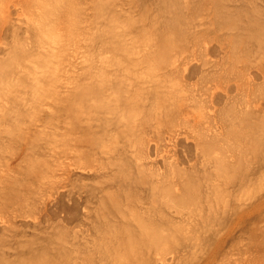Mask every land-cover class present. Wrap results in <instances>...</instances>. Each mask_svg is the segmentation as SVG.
<instances>
[{"label":"rangeland","instance_id":"374dc122","mask_svg":"<svg viewBox=\"0 0 264 264\" xmlns=\"http://www.w3.org/2000/svg\"><path fill=\"white\" fill-rule=\"evenodd\" d=\"M46 1L48 2V0H42V1L41 0H22V2H20V3L17 2L16 5L14 4V2H9L10 5L12 4V6H10L8 4V7H9L8 10L2 9V6L0 7V13H2V15L0 16V68L3 67V63H8V64H4V67H3L4 69L2 68L3 70L7 69L10 65L9 61L11 63V60H15L14 51H16L15 50L16 48H14V47H16V45L28 44L26 46L31 47L30 48L31 50L30 49L27 50L29 52V53L28 52L26 53L27 55L24 54L23 56H21L20 58L15 60V62H14L15 66L12 64L13 65L12 68L9 67L11 69V70H9L10 73L14 74V72H15V74H14L15 76L13 75L14 78L11 77L12 74H10V77L7 78L8 83L5 80V82L1 83V85L6 84V87H11L12 91H10L9 93L12 94L15 92V89L17 87L22 88V86L20 84H22V85L26 84L24 86V88L29 89L28 92L34 91V93H35V91L37 90V89L33 88L34 83H37V82L33 81V79L35 77L34 80L38 81V83L41 84V85H39L38 83H37L38 85L35 84L36 88L38 86H40V87L48 88L50 90V94L47 95V97L43 96V95L41 97L40 96L37 97L38 100H40V101H38V100H36V97H35V99L33 98L34 96L31 97V95H33V94H31L32 92L30 93L31 94L30 95L29 93H27L26 89H24V88H23V90L20 89L22 92L19 93L20 96H18L19 94L17 93L16 98L18 96L20 99H22L21 96L23 97V95L25 93H26V96L30 95L29 96L30 99L32 98V100L34 99L33 102L36 100V103H38V105H37L34 102L35 103L34 108L32 107L34 103H32V102L29 103L27 101V100H29V98L25 99L26 98L25 97L24 99H25V101H27V103H24L23 100L21 101L18 98V100H19L18 101L14 97V99L17 100V103H16L15 100H13L12 98L9 99V97H8L9 93L4 95L5 97L2 98L3 102H0V115L2 116V117H0V119H1L0 120L1 121V124H0V151H1L0 152V154H1L0 155V264H20V263L21 264H41L44 262V260H46L44 262L45 264H48V261H50L52 264L53 260L57 261V262L53 261V264H56V263L57 264H61V263L62 264H143V262H144V264H163V263L164 264H184V263L185 264H264V243H263L264 242V163L258 162L261 156H262V158H264L263 155L260 156V154L262 153V150H264L263 149L264 146H262L264 144V143L262 144V142H264V140H263L264 138H261L262 136L259 137L260 139H262V141L260 140L261 143L259 142L260 146L262 148L258 147L256 150L257 152H255L253 154L254 156L252 155V153L250 154L251 150L250 151L247 150L249 152H246V154L248 153V155L245 154L247 156V158H244V160L249 158V160H245V162L250 161L248 163H250V165L251 164L252 165L250 166L248 164L251 169H249L248 165H246L248 167L249 171H248V173H247V170H245V171L249 176L246 177V175H245L246 180L244 178L241 179V177H244V175L240 177L239 171H237L236 169H233V167L234 168L238 167L237 168L238 170L241 168L247 169L246 166L241 167L244 165L245 162L244 163L242 162L243 165L240 166V161H242V160H239V158L241 159L242 157H245V156L242 155V153H240L242 150L237 151V149H236L238 155L241 154L242 157L237 156L235 153L236 151H234V150L229 151V150H232L233 148H237V146H235V145H238L239 143L238 142L235 143V141H236L235 138H237V137H235V138L233 137L234 139H232V140H235V141H232L231 140L232 137L229 134H227L228 129L226 128V125H227L226 123H229V121H230V123H232L231 121H233V119L232 118L230 119L228 116L223 114V112H225L224 110H226L230 104H232V105L234 104L235 111L237 108V110H239V111L243 109L244 111H251L252 113H255V115L257 116L256 120L260 119L259 124L264 126V122H263V120H264V91H263L264 90L263 89L264 88V55H263L264 51H262V52L259 51L262 49L261 47L264 46V44H262V46L259 47L261 49L257 50L258 48H256V50L258 52L254 53L252 50L255 47H257L258 44L256 46H254L256 44V42H252V43H254V45L249 42L251 44V46L254 47V48H252L250 46L252 48V50L250 51L252 54L248 51V53H250L249 54L250 56L248 55L250 57L249 59H251L252 61L247 59L248 56L246 57L245 55H244L245 57L242 55H239L241 58L239 56H238L239 57L238 58L234 55H230V53H231L230 51L233 50L232 47L230 48L231 39H225L224 40L223 37H221V38L219 37V35H221V34L231 32L230 30H228V29H230V27L229 28L227 27L229 24H225V25L222 24L221 27L217 26L218 28H220L217 31L215 28H213V26L216 25V24H214V22L217 23V25H219L218 22L222 23L220 17H219L220 20L218 22L215 21V20H218L217 18H215L218 15L217 12H216L217 15L215 17H213V15H215V13L213 14V12L215 11V8H213V6H214L213 0H208V2H207V0H199V2L202 1L201 6L199 5L200 3L199 4L197 3L198 2L197 0H196L197 2L194 0L197 4L196 6L199 5L200 6L199 8L202 9V11L198 10L197 13H196L195 9H193L194 7H196L194 5L195 3H193L194 6H191L192 2L190 3L191 4L190 6L193 7L192 9L194 10L193 11L194 13H193L191 11L192 10L191 7L189 8L188 7L189 5H187L188 3L186 1H188V0H182V3H184L183 7L185 8L186 5H187L186 7H188L185 10L187 11V9H188L187 12H189V13H190V11L192 12L191 14H189V13L188 14H189V16L192 15V17L190 16V18L194 19V22H192L193 20L189 19V21H188L189 24L190 25L192 24V27L195 25L194 26L195 29L199 28L198 30L200 31V33L198 35V38L189 39V41H187L188 44L182 43L183 45L184 44L187 45V47L185 48V51H183L182 54L177 56L178 58H180V60L175 56L172 58L173 60L171 59L172 63H170L168 66L157 67V63H158L157 57L156 56L149 57V55H147L148 47H150V45H148L149 42L147 40H149V39H145V35L147 34L146 37H148V38L153 37L152 40L154 39L155 41L158 42L156 35L159 37V34L156 33V30L158 28H160L161 30L163 29V27H164V24H163L164 19L163 18H165V16H162V17L159 16L158 17L157 14H159L160 12L158 11V9L155 10V7L160 6L159 5L160 2L157 3V0H148V1L145 0V2H144L145 6H144V3H143L144 0L143 1L137 0L138 2L135 0H68V3L63 7L64 8V10L62 11L63 19H61L60 24H59L60 28L65 33L64 40H63V49L60 52L58 59H52L51 63H53V64H51V66H49L50 68L47 66H46L47 68L45 66H43L46 68L45 69L46 72H44V68L42 67L43 71H42V69H41V71L43 73H46V74H43L42 72H40V71L38 72V70H37L38 68L41 67V65H43L41 63H43L42 60H44L43 58L41 59L42 54H43V53H41V49L38 50L40 48L38 40L40 39V37L42 35L41 32L39 31L40 28H38L39 27L38 24H45V26L46 25L49 26V23H50V25L51 24L53 25V24H56L58 22V21L54 22L53 16H55V15L51 14L52 15L51 16L50 15L51 12H49L48 16H47V14H45V16H44V14H42L43 8L44 9L46 8V7H43L42 3L46 4L47 3ZM99 1H100V3L103 1L102 2V6H103L102 11L104 10L103 11L104 13L98 9L100 7V6L98 7ZM158 1H161V0H158ZM162 1L164 2L165 0H162ZM191 1H193V0H191ZM256 1H257L256 3H258V5L260 7L263 6L262 7L263 9L262 8L261 9H262V12H264L263 11L264 10V1L262 0L263 3L261 0H256ZM259 1H260V3H259ZM104 2L106 3L105 5L109 8L104 6ZM232 2H233V0H232ZM40 3H41V5H40ZM229 3L231 4V1ZM157 4H158V6H157ZM234 4L231 5V8ZM152 5H153V7H152ZM165 5H166V3H165ZM163 6H164V4L161 7H159L160 8L159 10L162 9L161 11H164L165 7L162 8ZM13 7H17L15 9L16 11L13 10L14 9ZM111 8H112V10H111ZM151 8H154V9H151ZM199 8L196 7V9H199ZM108 9H109V11H107ZM148 9L149 10L151 9L150 10L151 14L148 13L149 12ZM189 9H191V10L189 11ZM10 10H11V12H10ZM183 10H182V13H184ZM209 10H210V12H209ZM216 11H217V9H216ZM157 12H159V13H157ZM187 12H185L184 14H186ZM230 12H232V11H230ZM3 13L7 15L6 21H4ZM147 13L151 16L150 19H147V18H149ZM161 13L163 15V12H161ZM194 14H195V16H194ZM159 15H161V14H159ZM156 16H157V18H156ZM184 16L186 17L188 15H184ZM189 16L186 18H189ZM40 17H41V20H40ZM42 17L45 19V21ZM46 17H48L47 21H46V19H47ZM49 17H50V19H49ZM111 17H112V19L110 20ZM159 18L161 21H159ZM196 18L198 19V23L200 22L199 24H197ZM114 19H115L116 23H115ZM153 19H155L154 21H156L155 22L156 25H158L159 23L161 25V23H162L163 27L162 26L159 27V25H158V28L156 30H153L154 29L153 28V22L150 23ZM213 19H214V22H213ZM149 20H151V21H149ZM206 20H207V22H206ZM38 21H41L42 23L38 22ZM148 22L150 23V25L148 24ZM210 22H211V24L209 25ZM12 24L15 26H12ZM36 25L38 27H36ZM27 27H28V29H27ZM111 27H112V29H111ZM201 27L204 29H202ZM210 27H211L210 32H208ZM212 28L214 29V31H212ZM35 29H36V31H33ZM161 30L159 31V33H161ZM17 31H19V32H17ZM29 32H31V33H29ZM157 32H158V30H157ZM17 34H18V36H17ZM39 35H40V37H39ZM27 36H28V38H27ZM114 37H115L116 41H114L115 40ZM210 37H212V38H210ZM201 38H202V41H201ZM117 39H121L122 42H124V43L120 42V44L122 43V45H119V41H121V40H118V43H117ZM219 39L221 41H219ZM34 41H35V43H33ZM36 42H38V43H36ZM96 42H98V43H96ZM249 43H247V46ZM263 43H264V41H263ZM29 44H31V45H29ZM197 44H200L201 47L197 46ZM34 45L37 46V49ZM115 45H116V47H114ZM118 46H119V48H117ZM95 48H96V50H95ZM114 49H116V50H114ZM228 49H230V51ZM248 50H249V48H248ZM263 50H264V47H263ZM12 52L14 54V55H12L14 57V59H12L13 57L11 56ZM122 53H128V54H126V56H125V54H122ZM240 53L242 54V52H240ZM255 54H257V55H255ZM9 57H11V59ZM186 57H188V58H186ZM251 57H254V58H251ZM37 58H40V60ZM151 58H154L155 60L154 59L152 60ZM230 58H232V60ZM245 58H246V60H245ZM230 60L233 62H231ZM33 61H35V63ZM36 61L38 63H36ZM93 61L94 62L96 61V62L94 63ZM247 61H249V62H247ZM44 62L45 63L47 62L46 59ZM12 63H13V61H12ZM29 63H30V66L33 68H30V66L28 65ZM32 63L34 66L32 65ZM45 63H44V65H45ZM229 63H230V65H229ZM246 63H248V64H246ZM48 64H50V63L48 62ZM244 64H245V67H244ZM7 65H8V67H7ZM176 66H178L180 69L178 67L176 68ZM19 68H21V69H19ZM167 68L169 69V71ZM20 70H23V71H20ZM24 71H25V73H24ZM213 71H214V73H213ZM114 72H115V75H114ZM35 73H37V74H35ZM40 73H42L43 76H41ZM99 73L103 74L101 76H104L106 74L108 82L112 79L110 82H113V83L115 82L114 85L117 84V85H115L116 87H120V86L124 87L125 86L127 89L125 88L126 91L124 93H125V95H127L128 99H130V101H132L136 105H139L141 103L140 108L142 109L141 110L142 112L140 114H142V117H143L142 122L143 123H142V127L140 126V128H142V130H143V132H141V133H144L143 135L140 132H138L141 129H138L135 135H131V137H130L131 142L128 143L127 141L130 138L128 137V140H126L127 137L125 138L123 133H120V134H118V132L115 133L116 130L114 128L112 129L113 131L115 130L113 132L110 129V128H112V126L111 127L105 126L106 128L109 129L108 130L109 133L105 132L104 129H103L104 130L103 133L100 132L101 134H99V132H97V135L99 134V137H101L100 139L107 141V143H105L107 146V149H108V145L109 146L110 145L114 146V144L117 145V146L115 145L116 147H118L117 150H116L115 146L114 147L112 146L114 149V150H112L113 152L109 151V149L107 150L108 152L102 151L101 148L96 147V146H98L97 143H94L95 141L93 142V140L90 139V135H91L90 133L88 134L87 132L84 133L81 131V133H83V134H81L79 131L80 127L77 129L71 127V123L68 121L71 120L72 118L71 119H70V117L67 118L68 115H67L66 111L63 110V105L66 102V100H65L66 98H63V97H65L67 95L69 90H72L74 87H86V86L89 87V86H91L93 82L96 83L94 79H96V78L99 79V77H98ZM28 74L30 77L27 76L28 77L27 78L26 75H28ZM212 74H214V75H212ZM35 75H37L38 77L41 76L40 77L41 79L39 78L40 79L39 80L37 78V76H35ZM11 78H13V79H11ZM105 78L103 77L104 80L101 78L103 80V84H104V82L105 83L107 82V80H105ZM20 79H21V81H20ZM36 79H38V80H36ZM124 79H125V81H124ZM10 81H11V83H9ZM22 81H24V82H22ZM39 81H41V82H39ZM125 82H126V84H125ZM89 83H90V85H89ZM97 84H99V82H97ZM146 84H148V85H146ZM31 85H32V87H30ZM94 85H96V84H94ZM114 85H112V87ZM107 86H108V84H107ZM27 87H29V88H27ZM96 87H98V85ZM112 87L111 88L108 87V88H110L109 90H107L108 93L112 92V90H111ZM20 90L18 89V91H20ZM190 90H191V92H190ZM18 91L16 90V92H18ZM129 92H131V93H129ZM175 94H176V96H175ZM172 96H173V98H172ZM187 96H188V98H187ZM190 96H191V99H190ZM242 96H244V97H242ZM185 97L187 99H190L189 101H191L190 102L191 107H190L189 101ZM193 97H194V99H193ZM235 97H237V98H235ZM158 98H159V100H158ZM11 99L13 101H11ZM8 100H10L11 102H9ZM173 100L174 101L176 100V101L174 102ZM170 101L173 102L174 104L176 103V104H178V106H180L178 108L179 112H180V108H182L184 110V112H181L179 114L180 116L178 115V117H180V118H177V120L175 122L178 123V121L181 119L182 115H183V117H185L187 115L186 116L187 118L189 115L191 116V117L189 116L190 119L188 118L186 120V122H184L182 120L180 121V123H179L180 125H178L176 127L179 129L180 134H178L177 136H175L173 138L172 137L170 138V136L167 135V131H166L167 127H168L167 126V124H168L167 118L168 117H165V118L163 117L164 120L162 118V116H164V114L166 115V113H165L166 110H169V108H170V107H168ZM192 101L193 102L195 101V102L193 103ZM19 102H21V103H19ZM237 102H239V103H237ZM1 103L3 104V106H1ZM5 103L8 105L6 106ZM180 103H182V104H180ZM12 104H13V106H12ZM31 104H32V106L30 107L29 105H31ZM14 105L15 106L17 105V106L14 107ZM157 105H159V106H157ZM232 105H230L231 107L229 106L228 111L226 110L227 113L230 110L234 111V110H232V109H234V108H232L233 107ZM21 106H22V108H21ZM150 106H151V108H150ZM1 107H2V109H1ZM153 107H155L156 110H154ZM30 108H32V109H30ZM192 108L194 111L192 110ZM256 108H258V109H256ZM151 109L153 110L152 111L153 113H151ZM3 110H5V111H3ZM16 110L19 111L20 113L22 111L21 115H18L19 113H17ZM24 110H25V113H24ZM1 111H3V112H1ZM6 111L10 114L5 115L4 112H6ZM14 111L17 113V115ZM27 111H28V113H27ZM47 111H48V113H47ZM143 111H144V113L146 112L145 114H147V116L146 115L145 116L147 118L144 117ZM157 111H159V112H157ZM11 112H13V115H14L12 117L15 118V116H18L19 119L21 118V123H20L19 119H18L19 122L17 121V119L16 120L14 119L16 121V122H14L13 119L11 117H9L11 115ZM147 112H149V114ZM187 112L189 114H187ZM236 112H238V111H236ZM51 113L53 115H51ZM83 113H85V112H83ZM83 113L79 117V120H80L79 126H81V124L83 123L81 126V130L83 128V125L85 126L86 123H87L86 125H88V123L91 124V122H94V121L97 124L96 123L92 124V127H91L92 131H97V129H99V126L101 127L99 130H102L104 124L102 122L97 121L94 118L95 113H93V109H91L90 113L86 112L85 115ZM161 113H163V114L161 115ZM200 113L204 114L203 117H201ZM88 114H89V116H88ZM152 114H155L154 117H152L153 116ZM225 114H226V112H225ZM66 115H67V117H66ZM222 115L226 116L225 121H223L224 117L222 118L221 117ZM227 115H229V114H227ZM6 116L8 118H6ZM19 116H21V117H19ZM44 116H46V117H44ZM83 116H85L86 118L84 117L85 119L82 120ZM91 117H93V118H91ZM142 117L140 115V118H142ZM149 117L154 118V119L151 121V119ZM193 117H194V119H193ZM148 118L150 119V121ZM262 118H263V120H261ZM228 119H230V120H228ZM52 120H54L56 122H54ZM227 120H228V122H226ZM164 121H166V123ZM147 122H150L152 125L150 123H147ZM163 122L165 123V125L163 124ZM201 122H203V123H201ZM6 123H7V125H6ZM16 123L18 124V126L15 127ZM101 123H102V125H101ZM145 123L148 125L150 124L151 127L150 126L147 127L148 125H146ZM153 123H154V125H153ZM198 123H201V124L206 125V126L210 125L211 127H213V129L217 128V129H215L216 131L217 130H219L220 132L225 131L226 137H225V135L223 136V137H225V139H227L228 136L231 137L230 140L233 142V146H235V147L232 146L233 148L231 149L232 144L225 147L231 141L229 140V142H228L225 139H223V140L219 139L218 145L222 144L223 141H225L227 144L223 145V144H225V142H223L222 145L225 149L221 145L220 150H219L218 149L219 146L216 145L217 142L214 143L213 144L214 147L217 146L215 148L216 149L215 152H218V151L221 152V147H222V150L223 149L228 150V151H225L226 154L228 153L230 155V156H228V158H230L232 161H234L233 164L236 161L239 162L238 165L241 167V168L239 166L235 167L234 165H233V167H230L233 169L232 171H235V170L237 171V174H236L237 176L235 178V177H233L234 173H232L231 169L229 170L228 175L233 174L231 178H234V179L230 180L229 177L228 178L225 177L223 181H221L222 179L221 180L215 179V182L216 181L219 183L222 182L219 186V189H221L220 193H222V189L224 188L223 191L226 193V195L224 193V195L226 196L224 199H227V197L229 196L227 200H228V202L232 203V204L228 203L229 207L227 209L228 212H226V214L224 212L222 215L221 211H219V219L221 217H223L222 221L225 220V221L221 222V224H218V222H219L218 220H217L218 222L217 221L214 222L212 218L209 219L211 222L213 221L215 224L217 223L216 224V226L218 225L217 230L215 229L216 227L213 226V224H214L213 222L211 223L210 221L206 220V221H208L209 224L211 223L212 226L215 227L214 229L217 232H215L214 230H213V232H215L216 234L213 232L211 233L212 229L211 230L207 229L211 234L206 232V231L204 232V230H206V229H204L203 231H200L203 228H200L199 226H201L203 224L197 225L199 227L198 232L196 231L198 234L195 231L193 232L191 227L195 226V227H193V230H194V228L196 229V223H198V222H195V221H197L198 219L196 218L197 220H194V222H192V219L190 218L191 219L190 222H187L190 220L189 219V220L185 221L187 223H184V222H182V223L185 224L183 226L186 227L187 229L189 228V226H191L190 223H192V226L190 227L192 232L189 231V233L186 234L185 232L188 230L182 229V230H184V232L182 230H180L178 233L179 234L182 233L183 235L180 234V235H182V238H179L178 242L184 240L186 236H188V235L190 236V233L191 234L194 233L193 236H196V234L198 236L199 233L202 232L201 233L202 235L201 234L199 235L201 237V239H199V238L197 239V237H194V240H193L190 237H186L185 242L183 241L185 244L180 242L181 244H183V246L181 244L178 246H174L175 245V243L173 241L174 240V238H173L174 234L177 235L176 236L177 238L180 236L177 233H174L172 235V240H170V239L167 240V246L164 245V247H162L163 243L161 245H159L160 243H158V242L156 243L157 245H159L157 247L158 249L154 248L157 246L154 243H152L153 245L151 243H146L147 246L143 245L141 250L139 249L140 250V253H139L140 256H138L139 254L135 255L134 253H130L129 256L124 259L123 256H120L121 251L119 252L118 250L111 248V247L110 248L113 249L114 251L116 250L115 252L118 251V254H120V255H118V254L117 255L120 256V259H118V261H116L117 259L113 258V257L117 256L116 253L113 252V250L111 251V253L109 252L110 254H107V252L105 254V251L108 250V249H106L107 247H105V245L107 246V244H105V243H108L110 241V239L112 242L114 240H117V239L113 240V238H114L115 234L120 233V231H121L120 229L123 226L122 223H124V221H125L124 225L125 224L126 225L127 224H131V225L133 224L132 226L131 225L130 226H131L132 230H134V229H136V226L139 223H140L139 226L143 227L141 225V223L144 224L143 219L145 220V218H146L145 223H146V225H148V223L151 221L150 219L152 218L150 216L154 215L152 219L156 220V222H157V220L158 221L164 220L165 216H163L162 215L163 213H161V212L159 215V212H158L159 210L157 209L158 207L156 205H154L156 202L154 200L152 201L151 199H149L151 197H149L148 200H146L147 198L143 196L144 195L143 191L142 192L140 191V193L136 195L137 192L135 193V191L136 190L138 191V189L140 190V188L142 190L143 187L139 186L140 188H138V186H136L134 184V183H136L135 180L139 177L138 173L140 172V170H144L146 168H147L146 170L149 169L148 170V172H149L152 169L154 171V169H156V168H157L156 169L157 171L158 170L159 171L168 170L169 168H173V165H177V164H179L177 166H184L185 165L184 167H189V165H190L189 163L194 161L197 157V155H196L197 149L194 146L195 142H196V138H194V133H192L191 130H193L192 127H195L196 129H198L199 128ZM195 124H198V125H195ZM222 124H223V127H222ZM229 124L227 125L228 128H229ZM94 125H98L97 129ZM143 125H146V126H143ZM161 125H163V127ZM187 125H188V127H187ZM263 126H262V128H263L262 130H264ZM11 127L15 128L16 132L13 131L14 130L13 129L12 130L13 132L11 133V131L9 129ZM138 127H139V125H138ZM145 127L147 128L146 130H145ZM157 127H159V128L157 129ZM93 128H95L96 130H93ZM149 128L152 129V131H150ZM260 128H261V126H260ZM230 129L231 128H229V131H230ZM70 130H71V132H70ZM153 130L156 133H154ZM158 130L160 131V133H159L161 135L160 138H159V134H157ZM161 130L163 131L162 132L163 135L161 134ZM72 131H74L75 133ZM13 133H15V134L12 135ZM16 133H19V135ZM209 133L211 134L212 131H210ZM261 133H264V131H261ZM4 135H5V137H4ZM79 135H82V136L79 137ZM121 135H123L124 137ZM154 135H156V136H154ZM72 136H73V139H71ZM115 136H117V137H115ZM163 136H164V138H162ZM141 137L144 138V139H142L143 141L141 140ZM12 139L14 142H16V139H17V142L16 143L12 142ZM68 139H70L69 140L70 143L68 142ZM138 139H139V142H137ZM239 140H240V138H239ZM7 141H8V143H7ZM10 141L12 142V144L10 143ZM118 141L122 142V143H119ZM240 141L239 142L242 145L241 146L242 148L245 147L244 145L248 144V142H247V144L244 143L246 140H244V142H242L243 138ZM140 142L142 144H144L143 142H145V144H144L145 146L144 147L142 146L143 149L140 147ZM17 143H18V145H17ZM130 143H132V144H130ZM137 143H139V145H137ZM234 143H235V145H234ZM243 143H244V145H243ZM118 144H119V146H118ZM125 144H126V146H125ZM240 144H239V147H240ZM121 145L125 146V148H127V150L124 147H122ZM132 145H134V146H132ZM157 146H158V148H157ZM1 147H3V148H1ZM5 147H6V149H5ZM90 147H91V149H90ZM92 147H96V148H92ZM119 147L121 150H122V148H124L127 151L124 154L125 155L124 158L130 160V163L133 161L132 165L134 167L136 166L134 169H131V168L130 169H131V171L133 170L134 172H136L138 177L136 176V174L134 175V172H131L128 169L130 171V173H133L132 174L133 177H131V178H133V179L135 178V180H134L135 182L133 181L134 183L128 182V183H130L128 185L134 184L133 186H135V188H136V189H133L132 186H129V188L132 187V189L134 190V193H132L133 190L131 192L133 194L132 196L133 197L142 196L141 199H140V197H136L134 199L131 198V200H132L131 202H133V204H130L129 203L130 201L129 202L127 201V203H129L131 205V209H130L129 207L127 208V205L125 203L126 201H124L126 198H122V195H121L120 198L124 199L123 200L124 202L121 201V204H123L124 206L121 205L119 207H120V209H122V213H123L124 209L121 207L126 206L125 207V208H127V210L125 211L126 216H124L125 212H124V214H122L120 209H119L120 213L119 212L117 213V211L115 209L114 210L116 212L112 210L113 208H116L113 206L114 201L112 202V199L111 200L108 198L103 199L106 197V195H108V197L110 195V198L113 196V199H115L114 197L117 196V192L113 193L112 190L114 188L116 189L115 186L118 183H119V186L117 185V187H119V188L117 190H119V189L121 190V188H120L121 183L120 182L123 180L121 179V181L119 180V182L116 181V183H115V179L114 180L112 179V175L116 174L115 171H117V169H118L117 167H119V164L121 161L119 159L121 157L119 155L120 152L118 151ZM72 148H74L75 150ZM133 148H134V151H133ZM226 148H228V149H226ZM259 148L262 150L259 152V154L257 156H255V154H257L258 151L260 150ZM9 149H10V151H9ZM124 149H123V151H124ZM245 149H244V151H246ZM248 149H250V148L248 147ZM143 150L145 151V153L147 152L148 155H147V153L146 154L143 153L144 152ZM79 151H80V153H79ZM89 151H90V154H89ZM156 152L158 153V155H156L157 154ZM231 152H234L236 156L233 153L231 154ZM76 153H79L80 157L82 158L83 165H81L75 161L77 158L80 159L79 157H76ZM100 153H101V156L99 157ZM112 153L113 154L115 153L114 155H116L117 157L116 156L113 157L114 155ZM130 153H131V155H130ZM223 153H224V151H223ZM263 153H264V151H263ZM105 154H107L106 157H105ZM109 156L112 159L109 160L108 159ZM138 156H141V157H138ZM258 156H260V157L258 160H256V158ZM165 157L167 159H165ZM252 157H254L252 159V161H254V162H252L250 160V158H252ZM262 158L260 159L261 161L263 160ZM173 159H174V161H173ZM191 159H193V160L191 161ZM254 159L256 160V162ZM136 160L138 162L143 163L141 168L139 166L137 167L138 162ZM154 160H156V162L158 164ZM161 160L164 162L165 165L162 166L163 162ZM69 161L76 162V164H73L70 166L71 169L70 168L67 169L66 164ZM110 161H112L114 163H112ZM116 161H118V162H116ZM146 161H149V163ZM85 162L94 164V166H96V168L99 166L97 168L98 172H100V171L102 172V169H103L102 173H105V170L106 171L109 170L108 172H106L108 174V176L105 173L104 178H103V176H100L101 172L98 174L96 171H94V166L85 165ZM110 163L112 164V166ZM29 164L30 165L32 164V167ZM36 164H38V165H36ZM105 164H108V166H105ZM169 164H171V165L169 166ZM261 164H263V166H261L262 168L261 167L258 168L257 166H260ZM44 165H45V167H44ZM235 165H237V163H235ZM103 166H105V169L103 168ZM253 166H255V167H253ZM40 167H42L43 170H41ZM112 167H114L116 170L113 169ZM163 167L166 169H164ZM99 168H100V170H99ZM253 168H256V169L258 168L259 170L256 171V169H255L254 172L255 171L256 172L255 173L252 172L253 173L252 174L251 170ZM111 171L113 174L111 173ZM230 171H231V173H230ZM241 171H242V169H241ZM241 171H240V173H241ZM245 171H243L242 174H244ZM94 172H96L95 173L96 177L94 176ZM143 172L144 171H142V173ZM142 173L140 172L141 175L144 174V173L143 174ZM146 173H147V171H146ZM238 175H239V179H237ZM46 176H48V177H46ZM118 176H120V175H118ZM10 178H12L13 180ZM109 178H111V179L109 180ZM120 178L121 177H119L117 179H120ZM139 178H138L137 182L140 183L139 185H141L142 182L139 180ZM102 179H104V180H102ZM133 179H130V180L132 181ZM235 179H237V180H235ZM111 180H112V183H111ZM130 180H128V181H130ZM262 181H263V183H262ZM106 182H108V183H106ZM101 184H103V185H101ZM110 185L111 186L113 185V187H111ZM254 185H255V187H254ZM103 186L106 187L105 190H101L102 188H105ZM107 186H110L109 189L111 188L110 189L111 192L107 190L108 189ZM95 188L98 191H104V193L106 192L105 195H104V193H102L105 197H103L101 195L103 197L102 198L100 195H97L100 192L93 194L92 189H95ZM129 188H127V190ZM96 189L94 190L95 192H96ZM115 189H114V191H117ZM225 189H227V190H225ZM106 190L112 194H110V193L107 194L108 192ZM120 190H119V194L122 193V191L120 192ZM228 192H230V193H228ZM231 192H233V194H231ZM113 194H115V196ZM98 196H99V198H98ZM124 196H125V194H123V197ZM139 199L141 201H138ZM229 199L232 201H230ZM101 200H104V202H102ZM106 200H110L109 202L112 203V204L111 203L109 204V206L111 205L109 208L107 207L109 202H106L107 203V205H106V203H105ZM138 202L139 203L141 202L143 205L141 203L139 204ZM150 202H152L153 205H151ZM103 203H104V205H102ZM137 203H138V205H137ZM119 204H120V202H119ZM130 205H128V206H130ZM150 205H151V207L149 208ZM234 205H236V206L234 207ZM103 206H105V209L103 208ZM162 206H164V205L162 204ZM138 207H141V208H138ZM152 207H154L155 209ZM132 208H134V209L132 210ZM144 208L146 210L150 209L149 210L150 212L145 211ZM103 209L104 210L107 209V212L106 211L103 212ZM110 209L112 210V212H114V215H113V213H112V215L109 213V212H111ZM143 209H144V213H143ZM164 209H168V208L164 207ZM156 210H158V211L156 212ZM132 212H133V214H132ZM164 212H165V210H164ZM108 213L112 217L111 221L108 220L106 222L105 221L103 222L102 219L107 220L108 217H109L108 219H110V216L106 215ZM134 213H135V215H134ZM140 214H142L143 216L145 215V216L143 217ZM220 214H221V217H220ZM103 215L107 216V217L103 218L104 217ZM116 215L118 217H115ZM121 215H123L124 217ZM139 215L141 217H143V219ZM131 216L132 217L138 216L142 221L140 220L138 223L137 219H139V218L137 217L135 219V218H132ZM177 217H179V215H177ZM127 218H130V219L127 220ZM112 219L115 222L111 223L113 221ZM121 220H122V222L120 223ZM135 220H136V222H135ZM153 220L151 222H153ZM165 220H166V218H165ZM118 221L122 225L118 226L119 225ZM128 221L130 223H126ZM206 221L204 222V224L206 223ZM161 222L162 223H160V224H162V225H164V223L166 224V222H164V221H161ZM200 222L201 221H199V223ZM100 223L104 225V227L102 229H101V225H99ZM110 223H111V226L108 229V227H109L108 224H110ZM115 223H117L118 228L120 227L117 230L115 228H113L114 226H112V224H115ZM134 223H135V226H134ZM194 223H195V225H193ZM208 223H206V225H204V226H207ZM98 225H99L100 229L103 230L107 234V236L111 232L110 239L106 236L105 233L98 230V228H99ZM125 226H123V227H125ZM212 226H209V227L211 228ZM115 227H116V225H115ZM105 228H107V229H105ZM139 229L137 228L136 231ZM218 229H220V231ZM169 231H172V229H169ZM65 232H66V235H63V233L65 234ZM98 233L100 235H98ZM113 234H114V236H113V238H111V236ZM140 234H142L141 231L137 235H136V233L134 235L138 236ZM61 236H64V237L67 236L68 238L67 237L64 238ZM95 237L98 238V240H96ZM101 237H102V239L99 241V239ZM106 238H108L109 241ZM115 238H117V237L115 236ZM188 238H190V240ZM104 239L107 240V242L106 241L104 242ZM187 239L189 241H187ZM205 239H206V242H205ZM171 241H173V242L171 243ZM96 242L99 244H94ZM102 242H104L103 245L100 244ZM61 243H63V245ZM79 243L80 244L82 243L81 245H83V246H81ZM171 244H174L173 247L171 246ZM76 245L78 246V248ZM168 245L171 246L172 249L171 248L169 249ZM46 246H48V247H46ZM102 246H103V248H102ZM118 246H120V244H118ZM166 247H167V249L165 250ZM110 248H109V251L111 250ZM173 248H175V249H173ZM100 249H102V250H100ZM103 249H106V250H103ZM150 250H151V252H150ZM158 250L160 251V253L158 252ZM102 251H104V253H102ZM123 251L124 250H122V254H123ZM164 251H165V253H164ZM176 251H177V253H176ZM60 252H62V253H60ZM112 252L114 253L113 255H115V256L111 255ZM42 253H44V254H42ZM162 254L163 255L166 254V256L165 255L162 256ZM77 256H78V259H77ZM88 256L91 259H89ZM101 256H103V257H101ZM156 256H158V257H156ZM160 256L164 257V260L166 263L162 259H161V261L157 260ZM52 257H54V258H52ZM142 257H144V258L146 257L145 258L146 260H142ZM165 257H167V259H165ZM194 257H195V259H194ZM45 258H47V259H45ZM63 258H64V260H63ZM147 258H149V259H147ZM172 258H174V259H172ZM60 259H62V260H60ZM112 259H114L115 262L112 261ZM171 259H172V262L170 261ZM23 260H25V261H23ZM88 260H90V261H88ZM175 261H177V262H175ZM184 261H187V262H184ZM50 262H49V264H50Z\"/></svg>","mask_w":264,"mask_h":264},{"label":"bare ground","instance_id":"6f19581e","mask_svg":"<svg viewBox=\"0 0 264 264\" xmlns=\"http://www.w3.org/2000/svg\"><path fill=\"white\" fill-rule=\"evenodd\" d=\"M6 0H0V7L2 6V9H7L8 10V4H9V2H14V4L16 5V3L17 2H22V0H7L6 2H5ZM42 1V0H41ZM135 1H137V0H135ZM143 1V0H142ZM148 1V0H147ZM146 1V2H147ZM189 1V2H188ZM188 1H186L188 4L187 5H189L188 7L190 8L191 6H196L197 4H196V2L201 6L202 4H201V2L202 1H200L199 2V0H193V1H191V0H188ZM215 1V2H214ZM231 1V4L229 3V2ZM235 1V2H234ZM262 1V0H261ZM264 1V0H263ZM263 1H262V3H263ZM24 2V1H23ZM47 2V1H46ZM103 2V1H102ZM102 2L100 3V1H99V3H98V9L99 10H101L102 11V9H103V6H102ZM107 2V1H106ZM138 2V1H137ZM140 2V1H139ZM145 2V0L143 1V3ZM160 2V3H159ZM192 2V5L190 4ZM207 2H208V0H207ZM235 4H234V3ZM233 2H232V0H213V4H214V6H213V8H215V11L213 12V14L215 13V15H213V17H215L216 15H217V13H218V15H217V17H215V18H217L218 20H215L216 22H218L219 20H220V18H221V21H222V23L221 22H218V24L219 25H217V23H215L214 22V19H213V22H214V24H216V25H214L213 26V28H215L216 29V31L218 30V29H220V28H218L217 26H219V27H221V25L222 24H229L227 27L229 28L230 27V29H228V30H230L231 32H229V33H224V34H221V35H219V37L221 38V37H223V39L225 40V39H231V45H230V48L232 47V51H230V49H228L231 53H230V55H234V56H236V57H238L239 55H242V56H248L251 52V50H252V48H254L253 46H251V44H253L254 45V43H252V42H256V44L254 45V46H256L257 44L259 45H257V47H255L252 51L254 52V53H256V52H258L257 50H259V49H261V50H259L260 52H262V51H264L263 50V47L264 46H262V44H264L263 43V41H264V12H262V7H260L259 5H258V3H256L257 1L256 0H233ZM35 3V2H34ZM68 3V0H48V2L45 4V3H42L43 4V7H46L45 9L43 8V13L42 14H44V16H45V14H47V16H48V14H49V12H51L50 13V15L52 14V15H55V16H53V20H54V22L56 21H58L56 24H51L50 25V23H49V26L48 25H46L45 26V24H38L39 25V27L36 25V27H38V28H40V32H41V37H40V35H39V37H40V39L38 40L39 41V46H40V48L38 49V50H40L41 49V53H43L42 54V57H41V59L43 58L44 60H42L43 61V63H41V64H43V65H41V67L40 68H38L37 70H38V72L40 71V72H42L43 71V68H44V72H46L45 71V69L47 68V67H49V66H51V64H53V63H51V61H52V59H58V57H59V55H60V52L62 51V49H63V40H64V36H65V33L62 31V29L60 28V21H61V19H63V15H62V11L64 10V6L66 5ZM141 3V2H140ZM139 3V4H140ZM157 3H159V7H161L163 4H164V6L162 7V8H164L165 7V9H164V11H161V10H159L160 8L159 7H155V10H157L158 9V11L160 12H157V13H159V14H161V15H159V14H157V16L159 17V16H165V18H163L164 19V27L162 26L163 24L161 23V25H160V23L158 24L159 25V27L160 26H162L163 27V29L161 30L160 28H158V25H156L155 24V22L156 21H154L155 19H153L152 21L151 20H149V21H151L150 23H152L153 22V30H156L157 28V30H158V32H157V30H156V33L157 34H159V37L156 35V38H157V40H158V42L157 41H155L154 39L152 40V38H148V37H146L147 36V34L145 35V39H149V40H147L148 42H149V44L148 45H150V47H148V51H147V55H149V57H153V56H156L157 57V59H158V63H157V67H159V66H161V67H166V66H168L170 63H172L171 62V59L173 58V57H177L178 55H180V54H182L183 53V51H185V48L187 47V45H183L182 43H187V41H189V39H191V38H198V35H199V33H200V31L196 28L195 29V23L193 24L194 26L192 27V24L190 25L189 24V19H191L190 18V16L192 17V15H190L189 16V14H191L194 10L193 9H195V11H196V13H197V11L198 10H201L202 11V9H200L199 7V5L198 6H196L197 8H199V9H196V7H191V9H189V11H190V13L189 12H187L188 11V9H187V11L185 10L186 8H188V7H186L185 6V8L183 7V4L184 3H182V0H165L164 2L161 0V1H158L157 0ZM165 3H166V5H165ZM193 3H195L194 5H193ZM259 3H260V1H259ZM106 3L104 2V6L105 7H107L106 5H105ZM138 4V5H139ZM162 4V5H161ZM207 4V3H206ZM212 4V3H211ZM232 4H234L233 6H232V8H231V5ZM10 5V4H9ZM38 5V4H37ZM40 5H41V3H40ZM109 5V4H108ZM141 5V4H140ZM191 5V6H190ZM10 6H12V4L10 5ZM142 6V5H141ZM144 6H145V3H144ZM157 6H158V4H157ZM230 6V7H229ZM18 7V6H17ZM17 7H13L12 9L14 10V11H16L15 9L17 8ZM112 7V6H111ZM152 7H153V5H152ZM210 7V6H209ZM107 8H109V7H107ZM262 8V9H261ZM42 9V8H41ZM105 9V8H104ZM151 9H154V8H151ZM150 9V10H151ZM183 10V12L185 13V12H187L186 14H184V13H182V10ZM216 9H217V11H216ZM12 10V11H13ZM18 10V9H17ZM111 10H112V8H111ZM144 10V9H143ZM149 9H148V13L149 14H151V11H150ZM211 10V9H210ZM210 10H209V12H210ZM213 10V9H212ZM229 10V11H228ZM13 11V12H14ZM104 11V10H103ZM102 11V12H103ZM107 11H109V9L107 10ZM230 11H232V12H230ZM264 11V10H263ZM4 12V11H3ZM10 12H11V10H10ZM12 12V13H13ZM111 12V11H110ZM161 12H163V15H162V13ZM217 12V13H216ZM104 13V12H103ZM147 13V14H148ZM156 13V12H155ZM189 13V14H188ZM194 13V12H193ZM99 14V13H98ZM148 14V16H149V18H147V19H150V15ZM188 15L189 16V18H186V17H188V16H184V15ZM236 14V15H235ZM2 15V13H0V16ZM51 15V16H52ZM125 15V14H124ZM235 17H234V16ZM6 14H4L3 13V17H4V21H6L7 20V18H6ZM94 16V15H93ZM147 16V15H146ZM145 16V17H146ZM157 16H156V18H157ZM194 16H195V14H194ZM233 16V17H232ZM106 17V16H105ZM108 17V16H107ZM160 17V18H161ZM185 17V18H184ZM207 17V16H206ZM211 17V16H210ZM220 17V18H219ZM21 18V17H20ZM43 18V17H42ZM47 19H46V21L48 20V17H46ZM73 18V17H72ZM154 18V17H153ZM160 18H159V21H161L160 20ZM212 18V17H211ZM26 19V18H25ZM44 19V18H43ZM42 19V20H43ZM49 19H50V17H49ZM103 19V18H102ZM112 19V17L110 18V20ZM197 19V18H196ZM206 19V18H205ZM40 20H41V17H40ZM52 20V19H51ZM117 20V19H116ZM191 20H193L192 22H194V19H191ZM200 20V19H199ZM208 20V19H207ZM207 20H206V22H207ZM44 21H45V19H44ZM99 21V20H98ZM107 21V20H106ZM105 21V22H106ZM114 21H115V19H114ZM119 21V20H118ZM29 22V21H28ZM38 22H41V21H38ZM51 22V21H50ZM209 22V21H208ZM27 23V22H26ZM32 23V22H31ZM42 23V22H41ZM115 23H116V21H115ZM150 23L148 22V24L150 25ZM200 23V22H199ZM198 23V19H197V24H199ZM203 23V22H202ZM30 24V23H29ZM211 24V22L209 23V25ZM32 25V24H31ZM115 25V24H114ZM155 25V26H154ZM11 26V25H10ZM12 26H15V25H13L12 24ZM110 26V25H109ZM216 26V27H215ZM34 27V26H33ZM226 27V28H227ZM100 28V27H99ZM202 28V27H201ZM206 28V27H205ZM212 28V31H214V29ZM27 29H28V27H27ZM111 29H112V27H111ZM202 29H204V28H202ZM210 29H211V27L209 28V31L208 32H210ZM30 30V29H29ZM152 30V29H151ZM161 30V33H159V31ZM222 30V29H221ZM15 31V30H14ZM33 31H36V29L35 30H33ZM32 31V32H33ZM38 31V32H39ZM140 31V30H139ZM146 31V30H145ZM205 31V30H204ZM211 31V32H212ZM17 32H19V31H17ZM96 32V31H95ZM113 32V31H112ZM16 33V32H15ZM29 33H31V32H29ZM155 33V32H154ZM155 33V34H156ZM35 34V33H34ZM38 34V33H37ZM149 34V33H148ZM150 35V34H149ZM217 35V34H216ZM17 36H18V34H17ZM110 36V35H109ZM114 36V35H113ZM212 36V35H211ZM22 37V36H21ZM27 38H28V36H27ZM38 38V37H37ZM208 38V37H207ZM210 38H212V37H210ZM22 39V38H21ZM114 39H115V37H114ZM218 39V38H217ZM29 40V39H28ZM35 40V39H34ZM36 40V41H37ZM118 40H121V39H117V43H118ZM185 40V41H184ZM198 40V39H197ZM33 41V40H32ZM99 41V40H98ZM114 41H116V39L114 40ZM184 41V42H183ZM199 41V40H198ZM201 41H202V38H201ZM219 41H221L220 39H219ZM20 42V41H19ZM120 42H122V40L121 41H119V45H122V43H124V42H122L121 44H120ZM249 43L248 44V46H247V43ZM14 43V42H13ZM33 43H35V41L33 42ZM36 43H38V42H36ZM96 43H98V42H96ZM226 43V42H225ZM229 43V42H228ZM26 44V43H25ZM188 44V43H187ZM227 44V43H226ZM26 45H28V44H26ZM26 45H23V44H18V45H16V47H14V48H16L15 50L16 51H14V54H15V60L16 59H18V58H20L21 56H23L24 54H26L28 51V49H30L31 47H29V46H26ZM29 45H31V44H29ZM117 45V44H116ZM116 45L114 46V47H116ZM35 46V45H34ZM197 46H199V47H201L200 46V44H197ZM252 48H251V47ZM262 46V47H261ZM36 47V49H37V46H35ZM113 47V48H114ZM190 47V46H189ZM188 47V48H189ZM240 47V48H239ZM259 47H261V48H259ZM117 48H119V46L117 47ZM126 48V47H125ZM198 48V47H197ZM248 48H249V50H248ZM256 48H258L257 50H256ZM241 49V50H240ZM31 50V49H30ZM29 50V51H30ZM95 50H96V48H95ZM114 50H116V49H114ZM255 50V51H254ZM13 51V50H12ZM118 51V50H117ZM248 51L250 52V53H248ZM114 52V51H113ZM240 52H242V54L240 53ZM29 53V52H28ZM202 53V52H201ZM253 53V54H254ZM13 54V52H12V54H11V56L12 55H14ZM122 54H125V56H126V54H128V53H122ZM187 54V53H186ZM252 54V53H251ZM258 54V53H257ZM257 54H255V55H257ZM27 55V54H26ZM96 55V54H95ZM254 55V56H255ZM264 55V54H263ZM44 56V57H43ZM190 56V55H189ZM244 56V57H245ZM250 56V55H249ZM247 57V59H249L250 57ZM252 56V55H251ZM13 57V56H12ZM50 57V58H49ZM184 57V56H183ZM240 57V56H239ZM238 57V58H239ZM257 57V56H256ZM10 59H11V57H9ZM48 58V59H47ZM178 58V57H177ZM186 58H188V57H186ZM233 58V57H232ZM232 58H230L231 60H232ZM235 58V57H234ZM237 58V59H238ZM241 58V57H240ZM251 58H254V57H251ZM9 59V60H10ZM12 59H14V57L12 58ZM37 59H39L40 60V58H37ZM45 59H46V63L48 64V62L50 63V64H46L44 61H45ZM51 59V60H50ZM96 59V58H95ZM152 60L154 59V58H151ZM179 60H180V58H178ZM183 59V58H182ZM8 60V61H9ZM15 60H11V63H10V61H9V67L10 68H12V66L14 65V62H15ZM35 60V59H34ZM92 60V59H91ZM97 60V59H96ZM115 60V59H114ZM123 60V59H122ZM155 60V59H154ZM173 60V59H172ZM225 60V59H224ZM230 60V61H231ZM235 60V59H234ZM245 60H246V58H245ZM249 60H251V59H249ZM12 61H13V63H12ZM183 61V60H182ZM237 61V60H236ZM252 61V60H251ZM250 61V62H251ZM4 62V61H3ZM34 63H35V61H33ZM94 62V61H93ZM92 62V63H93ZM96 62V61H95ZM94 62V63H95ZM119 62V61H118ZM174 62V61H173ZM231 62H233V61H231ZM238 62V61H237ZM247 62H249V61H247ZM31 63V62H30ZM30 63L28 64L29 66H30ZM36 63H38L37 61H36ZM44 63H45V65H44ZM4 64H8V63H3V67H4ZM13 64V65H12ZM246 64H248V63H246ZM250 64V63H249ZM2 65V64H1ZM32 65H33V63H32ZM95 65V64H94ZM93 65V66H94ZM156 65V64H155ZM229 65H230V63H229ZM240 65V64H239ZM15 66V65H14ZM34 66V65H33ZM43 66H47L46 68L45 67H43ZM214 66V65H213ZM251 66V65H250ZM2 67V68H3ZM6 67V66H5ZM7 67H8V65H7ZM7 68V69H5V70H3L2 68H0L1 70H0V102H3V97H5L4 95H6V94H8L10 91H12L11 90V87H6V84L5 85H1V83H3V82H5V80L7 81L8 79L7 78H9L10 77V74H12V73H10V71L9 70H11L10 68ZM22 67V66H21ZM36 67V66H35ZM43 67V68H42ZM95 67V66H94ZM178 66H176V68H177ZM232 67V66H231ZM234 67V66H233ZM244 67H245V64H244ZM248 67V66H247ZM30 68H33V67H31L30 66ZM50 68V67H49ZM112 68V67H111ZM117 68V67H116ZM169 68V67H168ZM167 68V69H168ZM179 68V67H178ZM211 68V67H210ZM19 69H21V68H19ZM35 69V68H34ZM40 69V70H39ZM41 69H42V71H41ZM180 69V68H179ZM232 69V68H231ZM86 70V69H85ZM119 70V69H118ZM121 70V69H120ZM235 70V69H234ZM239 70V69H238ZM20 71H23V70H20ZM98 71V70H97ZM168 71H169V69H168ZM237 71V70H236ZM247 71V70H246ZM19 72V71H18ZM28 72V71H27ZM101 72V71H100ZM121 72V71H120ZM244 72V71H243ZM24 73H25V71H24ZM30 73V72H29ZM43 73V72H42ZM40 73L41 74V76H43V74H46V73ZM88 73V72H87ZM104 73V72H103ZM123 73V72H122ZM213 73H214V71H213ZM234 73V72H233ZM14 74H15V72H14ZM14 74H12V76L11 77H13V75ZM35 74H37V73H35ZM249 74V73H248ZM39 75V74H38ZM101 75H103L102 73L100 74H98V77H99V79L98 78H96V79H94L95 80V82L96 83H94V84H96V85H94L92 82V85L91 86H89L90 85V83H89V87H74L72 90H69V92L67 93V95L65 96V97H63V98H66L65 100H66V102H65V104L63 105V110L64 111H66V113H67V115H68V117H67V115H66V117L67 118H69L70 117V119L71 120H69L68 122H70L71 123V127H73V128H79L80 127V133H81V131L82 132H84V133H90L91 135H90V139H92L93 140V142L94 143H97V145L98 146H96V147H99V148H101L102 149V151H104V152H108L107 150L109 149V151H112V150H114L113 149V147L116 145V144H114V146L112 147L111 145L109 146L108 145V149H107V146H106V144L105 143H107V141H104L103 139H100L101 137H99V134H101L100 132H102L103 133V131L105 130V132H107V133H109L108 132V128H106L105 126H112V128H110L111 130L114 128L115 130V133L116 132H118V134H120V133H123V135L125 136V138H126V140H128V137L130 138L131 137V135H135L136 134V132H137V130L138 129H141L142 130V128H140V126L142 127V121H143V117H142V114H140L142 111V109L140 108V105H141V103L139 104V105H136L135 103H133L132 101H130V99H128V97H127V95H125V86L124 87H116L115 85H117V84H115L114 85V83L113 82H108V80H107V77H106V74L104 75V76H100ZM114 75H115V72H114ZM181 75V74H180ZM212 75H214V74H212ZM15 76V75H14ZM27 76H29V74L28 75H26V77ZM32 76V75H31ZM35 76H37V75H35ZM40 76V77H41ZM22 77V76H21ZM25 77V76H24ZM25 77V78H26ZM30 77V76H29ZM40 77H38L37 76V78L39 79ZM96 77V76H95ZM103 77L105 78V80H107V82L105 83L104 82V84H103ZM112 77V76H111ZM118 77V76H117ZM14 78V77H13ZM13 78H11V79H13ZM28 78V77H27ZM103 80H102V79ZM34 79H35V77H34ZM33 79V81L34 82H37L38 83V81H35ZM38 79H36V80H38ZM41 79V78H40ZM39 79V80H40ZM101 79V80H100ZM109 79V78H108ZM115 79V78H114ZM123 79V78H122ZM101 82H100V81ZM116 80V79H115ZM20 81H21V79H20ZM124 81H125V79H124ZM14 82V81H13ZM16 82V81H15ZM22 82H24V81H22ZM27 82V81H26ZM25 82V83H26ZM39 82H41V81H39ZM97 82H99V84H97ZM120 82V81H119ZM7 83H8V81H7ZM9 83H11V81L9 82ZM29 83V82H28ZM27 83V84H28ZM34 83V86H33V88L34 89H37L36 91H35V93H34V91L31 93L30 91L28 92V90L29 89H26V88H24V86L26 85V84H24V85H22V84H20L21 86H22V88H20V87H17L19 90L21 89V90H23V88L24 89H26L27 90V93H31V94H33V95H31V97L32 96H34L33 98L35 99V97H36V100H38V98L37 97H41L42 95L43 96H46L47 97V95H49L50 94V90L48 89V88H44V87H40V86H38L37 88H36V85H41L40 83ZM112 83V84H111ZM124 83V82H123ZM122 83V84H123ZM253 83V82H252ZM256 83V82H255ZM36 84V85H35ZM107 84H108V86H107ZM121 84V85H122ZM125 84H126V82H125ZM130 84V83H129ZM98 85V87H96ZM111 85V86H110ZM112 85H114L113 87H112ZM146 85H148V84H146ZM151 85V84H150ZM256 85V84H255ZM263 85V84H262ZM261 85V86H262ZM5 86V87H4ZM259 86V85H258ZM14 87V86H13ZM30 87H32V85L30 86ZM40 87V88H39ZM108 87H112V92H110V93H108L107 92V90H109L110 88H108ZM132 87V86H131ZM130 87V88H131ZM15 88V87H14ZM15 89V92L14 93H12V94H10L9 93V99L10 98H12L13 100H15V102L17 103V100H18V96H20V92H22L21 90L20 91H18V89ZM27 88H29V87H27ZM72 88V87H71ZM129 88V89H130ZM135 88V87H134ZM31 89V88H30ZM127 89V88H126ZM149 89V88H148ZM153 89V88H152ZM264 89V88H263ZM16 90L18 91V92H16ZM110 90V91H111ZM132 90V89H131ZM187 90V89H186ZM251 90V89H250ZM253 90V89H252ZM259 90V89H258ZM257 90V91H258ZM264 91V90H263ZM24 92V91H23ZM128 92V91H127ZM150 92V91H149ZM190 92H191V90H190ZM256 92V91H255ZM262 92V91H261ZM17 93L19 94L18 96H17V98H16V95H17ZM25 93V92H24ZM129 93H131V92H129ZM136 93V92H135ZM139 93V92H138ZM151 93V92H150ZM149 93V94H150ZM158 93V92H157ZM188 93V92H187ZM239 93V92H238ZM258 93V92H257ZM152 94V93H151ZM156 94V93H155ZM154 94V95H155ZM245 94V93H244ZM15 95V96H14ZM22 95V94H21ZM25 95V96H24ZM23 95V97L21 96V98L22 99H20L19 98V100H23V102L24 103H27V101L30 103V102H32V103H36V100L33 102V100H32V98L30 99V95L29 96H26V93ZM137 95V94H136ZM143 95V94H142ZM153 95V96H154ZM159 95V94H158ZM183 95V94H182ZM188 95V94H187ZM13 96V97H12ZM129 96V95H128ZM171 96V95H170ZM175 96H176V94H175ZM240 96V95H239ZM263 96V95H262ZM14 97L17 99H14ZM26 97V98H25ZM133 97V96H132ZM137 97V96H136ZM229 97V96H228ZM242 97H244V96H242ZM27 99V98H29V100H27V101H25V99ZM143 98V97H142ZM160 98V97H159ZM159 98H158V100H159ZM172 98H173V96H172ZM186 98V97H185ZM187 98H188V96H187ZM186 98V99H187ZM235 98H237V97H235ZM11 99V101H13ZM178 99V98H177ZM180 99V98H179ZM190 99H191V96H190ZM190 99H187L188 101L190 100ZM193 99H194V97H193ZM192 99V100H193ZM18 100V101H19ZM32 100V101H31ZM197 100V99H196ZM199 100V99H198ZM9 102H11L10 100H8ZM38 101H40V100H38ZM134 101V100H133ZM140 101V100H139ZM148 101V100H147ZM174 101V100H173ZM176 101V100H175ZM174 101V102H175ZM202 101V100H201ZM235 101V100H234ZM8 102V103H9ZM14 102V103H15ZM190 102L191 101H189V104H190ZM193 102V101H192ZM195 102V101H194ZM193 102V103H194ZM7 103V102H6ZM5 103V105L7 106L8 104H6ZM19 103H21V102H19ZM35 103L33 104V106H32V104L31 105H29L30 107L32 106L33 108H34V106H35ZM53 103V102H52ZM154 103V102H153ZM184 103V102H183ZM205 103V102H204ZM237 103H239V102H237ZM244 103V102H243ZM37 105H38V103H36ZM135 104V105H134ZM145 104V103H144ZM143 104V105H144ZM172 104V105H171ZM173 102H171L170 101V103H169V105H168V107H170L169 108V110H166V115L164 114V116H162V118L164 117H168L167 119V135H169L170 136V138L172 137H175V136H177L178 134H180L179 133V129L178 128H176L178 125H180L179 123H180V121L182 120V121H184V122H186V120L189 118V116H188V118L185 116V117H183V115H182V117H181V119L178 121V123L177 122H175L176 120H177V118H180V117H178V115L181 113V112H184V110L182 109V108H180V112H179V107L180 106H178V104H174ZM180 104H182V103H180ZM188 104V103H187ZM198 104V103H197ZM203 104V103H202ZM227 104V103H226ZM245 104V103H244ZM249 104V103H248ZM21 105V104H20ZM19 105V106H20ZM36 105V106H37ZM171 105V106H170ZM230 105H232V104H230ZM229 105V106H230ZM1 106H3V104L1 103ZM12 106H13V104H12ZM17 106V105H16ZM15 105H14V107H16ZM41 106V105H40ZM145 106V105H144ZM155 106V105H154ZM157 106H159V105H157ZM164 106V105H163ZM162 106V107H163ZM167 106V105H166ZM174 106V107H173ZM185 106V105H184ZM195 106V105H194ZM229 106H228V108H229ZM233 107L232 108H234V109H232V110H234V111H229L228 113H227V111L229 110L228 108L226 109V110H224L225 112H226V114H225V112H223V114L224 115H226V116H228L230 119L232 118L233 119V121H231L232 123H230V121H229V123H226V122H228V120H230V119H228L225 123L228 125L229 124V128H231L230 129V131H229V128H228V126L226 125V128L228 129V133L227 134H229L230 136H228V140L227 139H225V137H226V132L224 131V132H220L219 130H215V129H217V128H214L213 129V127H211L210 125L209 126H206V125H203V124H201V123H203V122H201V123H198V124H195V125H198L199 126V128L198 129H196L195 127H192L193 128V130H191V132L192 133H194V138H196V142H195V147H196V149H197V151H196V155H197V157H196V159L194 160V161H192L193 159H191V163H189L190 165H189V167H184V166H177V165H179V164H177V165H173V168H169L168 170H161V171H157L156 169H154V171H153V169L151 170V171H149L148 172V170H146V169H144V170H140V172L142 173V171H144L142 174L143 175H141L140 174V172L138 173V175H139V177L137 176V174H136V172H134L133 170L131 171V169H134L135 167L132 165L133 163V161L130 163V160H128V159H126V158H124V154H125V152H127L126 150H127V148H125V146H126V144H125V146H123V145H121L122 147H124V148H122V150L120 149V147H119V155L122 157H120L119 155V159L121 160L120 161V164H119V167H117L118 169H117V171H115L116 172V174H113L112 173V171H111V173L113 174H111L110 172V174L112 175V179L114 180L115 179V183H116V181L117 182H119V180L121 181V179L123 180V181H121L120 183H121V186H120V188H121V190H120V192L122 191V193L121 194H119V190H117L119 187H117V185L119 186V183L118 184H116V189L115 190H117V191H114V189L112 190L113 191V193L114 192H117V196H115V194H113L115 197V199H113V196L110 198V195H109V197H108V195H106V197L104 196L105 194H106V192L104 193V191H98L96 188V192L94 191L95 189H92V193L93 194H96V193H99V194H97V195H102L103 197H105V198H103L102 196V198L103 199H112V202H113V206L114 207H116V208H113L112 210L113 211H117V213L119 212L120 213V210H121V213H122V209H120V207L119 206H124L123 204H121V201H123L124 199H121L120 197H121V195H122V198H126L124 201H126L125 203H126V205H127V208L129 207L130 209H131V205L130 204H133V202H131L132 200H131V198L132 199H134V198H136V197H140V199H141V197L142 196H135V197H133L132 195V193H134V190L133 189H136L135 188V186H133L134 184L136 185V186H138V188H140V187H143V189L141 190V188H140V190L138 189V191L136 190L135 191V193H136V195L137 194H139L140 193V191L142 192H144V197H146L147 199L146 200H148V198L149 197H151V198H149V199H151L152 201L154 200L155 202V204L154 205H156L158 208V210H156V212L158 211L159 212V215H160V212L161 213H163L162 215L163 216H165L164 217V220H160V221H158L157 220V222H156V220H153L152 218H153V216H150L149 214V216L150 217H152L150 220L152 221L153 220V222H149L148 223V225H146V223H145V220H146V218H145V220L143 219V217L145 216H143L142 214H140L141 216H143V217H141L140 215V217L143 219V221H144V224H142L141 223V225L143 226V227H141V226H139V221L141 220L138 216H136V217H132V218H139V219H137L138 221V223L139 224H137V226H136V229L138 228H140L139 230H137L136 231V229H134V230H132V228H131V226L133 225H131V224H125L124 225V223H125V221H124V223H122L123 224V226H125V227H121V231H120V233H117V234H115V236L117 237V238H115V236H114V234L111 236V238H113V236H114V238H113V240L114 239H117V240H114L113 242L111 241V239H110V235H111V232H110V234L107 236V234L103 231V230H101L103 227H104V225L103 224H99V225H101V229H100V227H99V225H98V230L99 231H101V232H103V233H105L106 234V236L110 239V241L108 240V238H106L109 242L108 243H105V244H107V246L105 245V247H107L106 249H108L107 251H105V254H106V252H107V254H110L111 253V251L113 250V249H111V248H114V249H116V250H118L119 252H120V254H118V251L117 252H115L114 250H113V252H115L116 253V255L118 254V255H120V256H123V258L125 259L126 257H128L129 256V254L130 253H134L135 255H138L139 253H140V250H141V248H142V246L143 245H146V243H154L155 245H157L156 243L158 242V243H160L159 245H161L162 243V247H164V245L165 246H167V240L168 239H170V240H172V235L174 234V233H177L178 235H180V234H182V233H178L180 230H182V229H186V230H188V231H186L185 233L186 234H188L189 233V231L190 232H198V228L200 227V228H203L202 230H200V231H203L204 229H206V230H204V232L206 231V232H208V233H210L208 230H211V233L213 232V230L215 231V229L217 230V226H216V224L214 223L215 221H217L218 222V224H221V222H223V221H225V220H223L222 221V218L223 217H221V214H220V219H219V211H221V213H222V215H223V213L225 212V214H226V212H228V203H230V202H228V197H227V199H224L226 196V193L223 191V189H222V193H220L221 192V189H219V186H220V184L222 183H219V182H215V179H218V180H221V181H223L224 180V178L225 177H229V179L231 180V179H234V178H231L232 177V175L231 174H229L228 175V173H229V170L231 169V171L233 170V169H236L237 171H239V174H240V177L241 176H243L244 175V177H241V179L242 178H244L245 180H246V177H248L249 175L247 174L248 173V167H249V169H251L250 168V166L252 165H250V163H248V162H250V161H246L245 162V160H249V158L248 159H245L244 160V158H247V156L246 155H248V153L246 154V152H249L250 150V154L252 153V155L255 153V152H257L256 150H257V148L258 147H260V148H262L261 146H260V143H261V141H262V139H260L259 137H261V138H264V133H261V131H264V130H262L263 128H262V126L263 125H260L259 124V122H260V119L258 120H256V118H257V116L255 115V113H252L251 111H244L243 109L242 110H237V108H236V111H238V112H236L235 111V106H234V104L232 105ZM237 106V105H236ZM244 106V105H243ZM10 107V106H9ZM190 107H191V104H190ZM231 107V106H230ZM241 107V106H240ZM239 107V108H240ZM251 107V106H250ZM4 108V107H3ZM21 108H22V106H21ZM150 108H151V106H150ZM244 108V107H243ZM255 108V107H254ZM261 108V107H260ZM1 109H2V107H1ZM17 109V108H16ZM30 109H32V108H30ZM91 109H93V113H95V116H94V118L97 120V121H99V122H102L103 124H104V126H103V128H102V130H99L101 127L99 126V129H97V126L98 125H94L95 127H96V129H97V131H92V129H91V127H92V124L93 123H96L95 121L94 122H91V124L90 123H88V125H86L85 124V126L83 125V128H82V130H81V126H82V124H81V126H79V117H80V115L83 113V112H87V113H90L91 112ZM145 109V108H144ZM153 109L154 110H156V108L155 107H153ZM231 109V108H230ZM256 109H258V108H256ZM29 110V109H28ZM146 110V109H145ZM178 110V111H177ZM190 110V109H189ZM192 110H193V108H192ZM191 110V111H192ZM3 111H5V110H3ZM3 111H1V112H3ZM11 111V110H10ZM17 111V110H16ZM149 111V110H148ZM153 110L151 109V113H153L152 112ZM165 111V110H164ZM190 111V112H191ZM194 111V110H193ZM15 112V111H14ZM52 112V111H51ZM150 112V111H149ZM149 112H147L148 114H149ZM157 112H159V111H157ZM163 112V111H162ZM178 112V113H177ZM231 112V113H230ZM16 113V112H15ZM14 113V114H15ZM17 113H19L18 115H21V113H22V111H21V113L19 112V111H17ZM17 113H16V115H17ZM24 113H25V110H24ZM27 113H28V111H27ZM32 113V112H31ZM30 113V114H31ZM47 113H48V111H47ZM50 113V112H49ZM85 113H83L84 115H85ZM146 113V112H145ZM144 113V111H143V115H144V117H146L147 116V114H145ZM150 113V114H151ZM164 113V112H163ZM163 113H161V115L163 114ZM2 114V113H1ZM4 114L6 115H9L10 113H8L7 111L6 112H4ZM65 114V113H64ZM187 114H189L188 112H187ZM227 114H229V115H227ZM50 115V114H49ZM48 115V116H49ZM51 115H53L52 113H51ZM50 115V116H51ZM93 115V114H92ZM91 115V116H92ZM140 115H141V117L142 118H140ZM146 115V116H145ZM153 116L152 117H154V115L155 114H152ZM200 115H201V117H203V113H200ZM12 116H14L13 115V112H11V115L9 116V117H11L12 119H13V121L14 122H16L15 120L17 119V121L19 122V120H20V123H21V118L19 119L18 118V116H15V118L14 117H12ZM88 116H89V114H88ZM180 116V115H179ZM226 116H221L222 118L224 117V120L223 121H225V118H226ZM261 116V115H260ZM0 117H2L1 115H0ZM19 117H21V116H19ZM23 117V116H22ZM44 117H46V116H44ZM85 116H83L82 117V120L83 119H85L84 118ZM191 117V116H190ZM6 118H8L7 116H6ZM28 118V117H27ZM41 118V117H40ZM66 118V119H67ZM91 118H93V117H91ZM147 118V117H146ZM150 119H151V121L154 119V118H151V117H149ZM148 118V119H149ZM157 118V117H156ZM164 118H163V120H164ZM200 118V117H199ZM255 118V119H254ZM259 118V117H258ZM3 119V118H2ZM10 119V118H9ZM15 119V120H14ZM19 119V120H18ZM24 119V118H23ZM36 119V118H35ZM44 119V118H43ZM150 119H149V121H150ZM190 119V118H189ZM193 119H194V117H193ZM201 119V118H200ZM1 120V119H0ZM50 120V119H49ZM93 120V119H92ZM192 120V119H191ZM206 120V119H205ZM261 120H263V118L261 119ZM3 121V120H2ZM12 121V120H11ZM45 121V120H44ZM52 121H54V120H52ZM51 121V122H52ZM88 121V120H87ZM155 121V120H154ZM153 121V122H154ZM4 122V121H3ZM54 122H56V121H54ZM67 122V123H68ZM145 122V121H144ZM165 123H166V121H164ZM163 122V124L165 125V123ZM188 122V121H187ZM191 122V121H190ZM196 122V121H195ZM262 122V121H261ZM263 122H264V120H263ZM13 123V122H12ZM23 123V122H22ZM102 123H101V125H102ZM147 123H150V122H147ZM155 123V122H154ZM154 123H153V125H154ZM197 123V122H196ZM0 124H1V121H0ZM4 124V123H3ZM97 124V123H96ZM99 124V123H98ZM141 124V125H140ZM146 124V123H145ZM151 124V123H150ZM150 124L148 125V124H146V125H148L147 127H149L150 126ZM160 124V123H159ZM188 124V123H187ZM262 124V123H261ZM6 125H7V123H6ZM138 125H139V127H138ZM146 125H143V126H146ZM152 125V124H151ZM261 126V128H260V126ZM14 126V125H13ZM16 126H18V124L16 123V125H15V127ZM160 126V125H159ZM162 127H163V125H161ZM186 126V125H185ZM70 127V128H71ZM151 127V126H150ZM165 127V126H164ZM187 127H188V125H187ZM197 127V126H196ZM222 127H223V124H222ZM238 127V128H237ZM264 127V126H263ZM12 128V127H11ZM9 128L10 129V131H11V133L13 132V131H15V128ZM26 128V127H25ZM156 128V127H155ZM159 127H157V129H158ZM191 128V129H192ZM225 128V129H226ZM8 129V130H9ZM14 129V130H13ZM17 129V128H16ZM95 128H93V130H96ZM104 129V130H103ZM147 128L145 127V130H146ZM150 129V128H149ZM148 129V130H149ZM224 129V130H225ZM226 129V130H227ZM6 130V129H5ZM13 130V131H12ZM68 130V129H67ZM74 130V129H73ZM99 130V131H98ZM138 131V132H143V130L142 131ZM160 130V129H159ZM157 131L158 133L157 134H159L160 133V131ZM164 130V129H163ZM2 131V130H1ZM113 131V130H112ZM111 131V132H112ZM113 131V132H114ZM150 131H152V129H150ZM154 131V130H153ZM165 131V132H166ZM210 131H212V133L210 134L209 132ZM6 132V131H5ZM16 132V131H15ZM48 132V131H47ZM70 132H71V130H70ZM72 132H74V131H72ZM97 132H99V134L97 135ZM147 132V131H146ZM149 132V131H148ZM162 130H161V134H162ZM230 132V133H229ZM10 133V134H11ZM75 133V132H74ZM106 133V134H107ZM154 133H156L155 131H154ZM6 134V133H5ZM15 133H13L12 135H14ZM16 134H18L19 135V133H16ZM22 134V133H21ZM20 134V135H21ZM81 134H83V133H81ZM139 134V133H138ZM142 135L144 134V133H141ZM148 134V133H147ZM261 134V135H260ZM76 135V134H75ZM105 135V134H104ZM123 135H121V136H123ZM140 135V134H139ZM141 135V136H142ZM163 135V134H162ZM225 135V137H223ZM260 135V136H259ZM7 136V135H6ZM78 136V135H77ZM80 136H82V135H79V137ZM123 136V137H124ZM154 136H156V135H154ZM165 136V135H164ZM164 136L162 137V138H164ZM192 136V135H191ZM4 137H5V135H4ZM115 137H117V136H115ZM114 137V138H115ZM133 137V136H132ZM139 137V136H138ZM137 137V138H138ZM143 137V136H142ZM141 137V140L142 139H144V138H142ZM158 137V136H157ZM161 137V135L159 134V138ZM167 137V136H166ZM235 137H237V138H235V140H232V139H234ZM11 138V137H10ZM14 138V137H13ZM121 138V137H120ZM179 138V137H178ZM230 138H231V140L232 141H235V143L236 142H238L239 144H240V140H242V138H243V141L242 142H244V140H246L244 143L245 144H247V142H248V144L247 145H244V143H243V145L245 146V147H243L246 151H244V149L241 147L242 145L240 144V147H239V144L238 145H235V143H234V145L235 146H237V148H233V147H235V146H233V142L230 140ZM239 138H240V140H239ZM44 139V138H43ZM71 139H73V136H72V138ZM110 139V138H109ZM119 139V138H118ZM124 139V138H123ZM140 139V138H139ZM139 139H138V141L137 142H139ZM158 139V138H157ZM219 139H225L226 141H228L229 142V140L231 141L228 145H226L227 143L225 142V141H223V142H225V144H223V142H222V144L223 145H226L225 147H227V146H229L230 144H232L231 145V149L232 150H229V151H236V149H237V151H240V150H242L240 153H242V155H244L245 157H242L241 156V154L240 155H238V153H237V151L235 152L236 153V155L237 156H239V157H242L241 159L239 158V160H242V161H240V166L241 165H243V163H244V165L243 166H241V167H245L246 165H248V167L246 166V168L247 169H245V168H241L239 165H238V163L239 162H235V163H237V165H235V163L233 164V162L234 161H232L230 158H228V156H230L228 153V155L226 154V152L225 151H228V150H224L225 148L223 147V145L222 144H220V145H218V141H219ZM5 140V139H4ZM52 140V139H51ZM69 140L70 139H68V142H69ZM103 140V141H102ZM108 140V139H107ZM130 140V141H129ZM127 142L129 143V142H131V138L129 139ZM133 140V139H132ZM165 140V139H164ZM172 140V139H171ZM174 140V139H173ZM238 140V141H237ZM261 140V141H260ZM264 140V139H263ZM19 141V140H18ZM143 141V140H142ZM141 141V142H142ZM240 141V142H239ZM5 142V141H4ZM12 142H14L13 141V139H12ZM12 142L10 141V143L12 144ZM16 142H17V139H16ZM16 142H14V143H16ZM119 142V141H118ZM126 142V143H127ZM140 142V147L142 148V146L144 147L145 145V142H143L144 144H142ZM217 142V144L216 145H218L219 146V150H220V146L222 145V147L224 148L223 150H222V147H221V152L220 151H218V152H215V148L217 147L216 145V147H214V143H216ZM260 142V143H259ZM3 143V142H2ZM1 143V144H2ZM7 143H8V141H7ZM70 143V142H69ZM68 143V144H69ZM75 143V142H74ZM119 143H122V142H119ZM147 143V142H146ZM161 143V142H160ZM159 143V144H160ZM165 143V142H164ZM167 143V142H166ZM264 142H262V144H263ZM6 144V143H5ZM4 144V145H5ZM35 144V143H34ZM67 144V145H68ZM130 144H132V143H130ZM129 144V145H130ZM261 144V145H262ZM14 145V144H13ZM17 145H18V143H17ZM40 145V144H39ZM136 145V144H135ZM137 145H139V143H137ZM164 145V144H163ZM16 146V145H15ZM72 146V145H71ZM117 146V145H116ZM115 146V147H116ZM118 146H119V144H118ZM132 146H134V145H132ZM233 146V147H232ZM262 146H264V144L262 145ZM14 147V146H13ZM68 147V146H67ZM70 147V146H69ZM77 147V146H76ZM96 147H92V148H96ZM138 147V146H137ZM190 147V146H189ZM248 147L250 148V149H248ZM1 148H3V147H1ZM132 148V147H131ZM130 148V149H131ZM139 148V147H138ZM140 148V149H141ZM151 148V147H150ZM157 148H158V146H157ZM240 148V149H239ZM259 148V149H260ZM5 149H6V147H5ZM72 149H74V148H72ZM90 149H91V147H90ZM98 149V148H97ZM118 149V147H116V150ZM123 149H124V151H123ZM129 149V150H130ZM139 149V150H140ZM143 149V148H142ZM226 149H228V148H226ZM239 149V150H238ZM258 149V150H259ZM264 149V148H263ZM75 150V149H74ZM99 150V149H98ZM247 150H249V151H247ZM255 150V151H254ZM262 149H260L259 151H258V153L257 154H255V156H257L258 154H259V152L261 151ZM3 151V150H2ZM9 151H10V149H9ZM133 151H134V148H133ZM137 151V150H136ZM141 151V150H140ZM144 151V150H143ZM147 151V150H146ZM159 151V150H158ZM223 151H224V153H223ZM245 153H244V152ZM263 151L264 150H262V153L260 154V156L261 155H263L264 156V153H263ZM1 152V151H0ZM6 152V151H5ZM97 152V151H96ZM113 152V151H112ZM139 152V151H138ZM79 153H80V151H79ZM79 153H76V157H79L80 159H76L75 161L77 162V163H79V164H81V165H83V161H82V158L80 157V155H79ZM110 153V152H109ZM143 153H145V151L143 152ZM147 153V152H146ZM145 153V154H146ZM157 153V152H156ZM234 154L235 155V153L234 152H231V154ZM244 153V154H243ZM75 154V153H74ZM83 154V153H82ZM89 154H90V151H89ZM92 154V153H91ZM99 154V153H98ZM113 154V153H112ZM115 154V153H114ZM113 154V155H114ZM138 154V153H137ZM136 154V155H137ZM144 154V155H145ZM246 154V155H245ZM1 155V154H0ZM33 155V154H32ZM88 155V154H87ZM93 155V154H92ZM103 155V154H102ZM106 155L107 154H105V157H106ZM111 155V154H110ZM130 155H131V153H130ZM147 155H148V153H147ZM156 155H158V153L156 154ZM235 155V156H236ZM101 156V153H100V155H99V157ZM116 155H114L113 157H115ZM254 156V155H253ZM260 156H258L257 158H256V160H258L259 159V157ZM48 157V156H47ZM104 157V158H105ZM117 157V156H116ZM138 157H141V156H138ZM38 158V157H37ZM103 158V159H104ZM129 158V157H128ZM131 158V157H130ZM146 158V157H145ZM151 158V157H150ZM149 158V159H150ZM163 158V157H162ZM254 157H252V158H250V160L252 161V159H253ZM262 158V156L260 157V159ZM100 159V158H99ZM109 160L110 159H112L110 156H109V158H108ZM115 159V158H114ZM136 159V158H135ZM152 159V158H151ZM165 159H167L166 157H165ZM259 159V161L258 162H261V163H264V158H262L263 160L261 161ZM106 160V159H105ZM143 160V159H142ZM238 160V159H237ZM238 160V161H239ZM255 160V159H254ZM256 160H255V162H256ZM104 161V160H103ZM137 161V160H136ZM141 161V160H140ZM155 162H156V160H154ZM162 161V160H161ZM160 161V162H161ZM167 161V160H166ZM169 161V160H168ZM173 161H174V159H173ZM76 162H71V161H69L66 165H67V169H69L70 168V166L71 165H73V164H76ZM102 162V161H101ZM105 162V161H104ZM108 162V161H107ZM110 162H112V161H110ZM116 162H118V161H116ZM138 162V161H137ZM144 162V161H143ZM146 162H148L149 163V161H146ZM163 162V161H162ZM243 162V163H242ZM252 162H254V161H252ZM257 162V163H258ZM35 163V162H34ZM109 163V162H108ZM112 163H114V162H112ZM157 163V162H156ZM167 163V162H166ZM175 163V162H174ZM104 164V163H103ZM111 164V163H110ZM142 164L143 163H141V162H138L137 163V167L139 166L140 168H141V166H142ZM158 164V163H157ZM172 164V163H171ZM171 164H169V166L171 165ZM259 164V163H258ZM257 164V165H258ZM30 165V164H29ZM36 165H38V164H36ZM85 165H90V166H94V164H91V163H88V162H85ZM163 165H165L164 164V162H163V164H162V166ZM233 165L235 166V167H237V166H239L241 169H242V171H241V169H237V168H234L233 167ZM31 167H32V164L30 165ZM35 166V165H34ZM98 166V165H97ZM105 166H108V164H105ZM105 166H103V168L105 169ZM111 166H112V164H111ZM168 166V167H169ZM256 166V165H255ZM255 166H253V167H255ZM261 166H263V164H261L260 166H257L258 168L259 167H261ZM44 167H45V165H44ZM99 167V166H98ZM97 167V168H98ZM101 167V166H100ZM161 167V166H160ZM165 167V166H164ZM163 167V168H164ZM167 167V166H166ZM230 167H233V169L232 168H230ZM41 168V170H43L42 169V167H40ZM96 168V166H94V171H96L98 174L101 172H98V169ZM102 168V167H101ZM107 168V167H106ZM113 169H115L114 167H112ZM131 168V169H130ZM256 169V168H253L252 170H251V173L252 172H254V170L256 169V171L257 170H259V169ZM262 168V167H261ZM71 169V168H70ZM131 172H134V175L136 174V176L139 178V180L142 182V184L141 185H139L140 183H138L137 181H138V178L135 180V178L133 179V178H131V177H133V173H130V171ZM164 169H166V168H164ZM244 169V170H243ZM30 170V169H29ZM33 170V169H32ZM99 170H100V168H99ZM116 170V169H115ZM137 170V169H136ZM147 171V173H146V171ZM156 170V171H155ZM232 171V173H234V175H233V177H235L236 178V174H237V171ZM245 170H247V173H246V171ZM109 171V170H108ZM108 171H106L105 170V173L106 172H108ZM231 171H230V173H231ZM240 171H241V173H240ZM243 171H245L244 172V174H242V172ZM255 171V172H256ZM41 172V171H40ZM96 172H94V176L96 177V175H95V173ZM102 172H103V169H102ZM101 172V174H100V176H103V178H104V175H105V173H102ZM138 172V171H137ZM236 172V173H235ZM254 172V173H255ZM44 173V172H43ZM250 174V173H249ZM253 174V173H252ZM37 175V174H36ZM41 175V174H40ZM106 175L108 176V174L106 173ZM117 175V176H116ZM118 175H120V176H118ZM132 175V176H131ZM245 175H246V177H245ZM135 176V177H136ZM45 177V176H44ZM46 177H48V176H46ZM99 177V176H98ZM111 177V176H110ZM116 177V178H115ZM119 177H121L120 179H117V178H119ZM107 178V177H106ZM10 179H12V178H10ZM17 179V178H16ZM111 178H109V180H110ZM117 179V180H116ZM130 179H133L132 181L130 180ZM237 179H239V175H238V178ZM237 179H235V180H237ZM13 180V179H12ZM49 180V179H48ZM102 180H104V179H102ZM101 180V181H102ZM128 180H130V181H128ZM136 181V183L138 184H136V183H134L135 181ZM234 180V181H235ZM259 180V179H258ZM98 181V180H97ZM108 181V180H107ZM134 181V182H133ZM14 182V181H13ZM123 182V183H122ZM128 182H133L134 184L133 185H128V184H130V183H128ZM236 182V181H235ZM106 183H108V182H106ZM105 183V184H106ZM111 183H112V180H111ZM114 183V184H115ZM234 183V182H233ZM262 183H263V181H262ZM23 184V183H22ZM46 184V183H45ZM123 184V185H122ZM101 185H103V184H101ZM108 185V184H107ZM227 185V184H226ZM260 185V184H259ZM258 185V186H259ZM262 185V184H261ZM111 186V185H110ZM110 186H107L108 187V191H110V189H109V187ZM129 186H132L133 187V189H132V187L131 188H129ZM140 186V187H139ZM224 186V185H223ZM101 187V186H100ZM103 187H105V186H103ZM111 187H113V185L111 186ZM225 187V186H224ZM228 187V186H227ZM254 187H255V185H254ZM253 187V188H254ZM89 188V187H88ZM94 188V187H93ZM127 188H129L128 190H127ZM221 188V187H220ZM14 189V188H13ZM106 189V187L105 188H102L101 190H105ZM106 190V191H107ZM131 190V191H130ZM132 190H133V192H132ZM225 190H227V189H225ZM10 191V190H9ZM14 191V190H13ZM95 193H94V192ZM98 191V192H97ZM107 191V192H108ZM111 192V191H110ZM110 192H108L107 194H109ZM132 192V193H131ZM251 192V191H250ZM255 192V191H254ZM253 192V193H254ZM91 193V194H92ZM102 193H104V195L102 194ZM224 193H225V195H224ZM228 193H230V192H228ZM227 193V194H228ZM110 194H112V193H110ZM123 194H125V196L123 197ZM231 194H233V192H231ZM215 195V196H214ZM224 195V196H223ZM251 195V194H250ZM23 197V196H22ZM100 197V198H101ZM98 198H99V196H98ZM97 198V199H98ZM138 200V201H141V200ZM110 200H106L105 201V203L106 202H109ZM145 200V199H144ZM143 200V201H144ZM150 200V201H151ZM226 200V201H225ZM230 200V199H229ZM93 201V200H92ZM102 202H104V200H101ZM123 201V202H124ZM127 201L130 203H127ZM230 201H232V200H230ZM101 202V203H102ZM119 202H120V204H119ZM111 202H109L108 203V205H107V203H106V205H107V207L109 208L110 206H109V204H110ZM139 203V202H138ZM138 203H137V205H138ZM141 203V202H140ZM139 203V204H140ZM151 203V205H153L152 204V202H150ZM99 204V203H98ZM112 204V203H111ZM142 204V203H141ZM162 204L164 205V206H162ZM230 204H232V203H230ZM237 204V203H236ZM102 205H104V203L102 204ZM128 205H130V206H128ZM143 205V204H142ZM141 205V206H142ZM148 205V204H147ZM151 205L149 206V208L151 207ZM133 206V205H132ZM155 206V207H156ZM236 205H234V207H235ZM240 206V205H239ZM238 206V207H239ZM126 207V206H125ZM125 207H121V208H123L124 210V212L127 210V208H125ZM143 207V206H142ZM164 207L165 208H168V209H164ZM102 208V207H101ZM103 208L105 209V206H103ZM137 208V207H136ZM138 208H141V207H138ZM152 208H154V207H152ZM91 209V208H90ZM103 209V212H107V209L106 210H104ZM115 209V210H114ZM119 211H118V210ZM134 208H132V210H133ZM145 209V208H144ZM144 209H143V213H144ZM155 209V208H154ZM165 210V212H164V210ZM233 209V208H232ZM111 210V209H110ZM112 210H111V212H109L111 215H112V213H113V215H114V212H112ZM129 210V209H128ZM150 210V209H149ZM148 209L146 210L145 209V211H149ZM101 211V210H100ZM115 211V212H116ZM139 211V210H138ZM89 212V211H88ZM124 212L122 213V214H124ZM150 212V211H149ZM234 212V211H233ZM109 213L108 214H106V215H108V216H110L109 215ZM116 213V214H117ZM146 213V212H145ZM154 213V212H153ZM96 214V213H95ZM98 214V213H97ZM105 214V213H104ZM132 214H133V212H132ZM155 214V213H154ZM179 215V217H177V215ZM134 215H135V213H134ZM133 215V216H134ZM137 215V214H136ZM147 215V214H146ZM104 216V215H103ZM121 216H123V215H121ZM124 216H126V212H125V215ZM123 216V217H124ZM100 217V216H99ZM107 216H104L103 218H106ZM115 217H118L117 215L115 216ZM122 217V218H123ZM128 217V216H127ZM130 217V216H129ZM149 217V218H150ZM161 217V216H160ZM109 218V217H108ZM107 218V220H104V219H102L103 220V222L105 221H108V220H110L111 221V216H110V219H108ZM114 218V217H113ZM165 218H166V220H165ZM192 219V222H194V220H197V221H195V222H198V223H196V229L194 228V230H193V227H195V226H193V227H191L192 226V223H190V225L191 226H189V228L187 229L186 227H184L183 225H185L184 223H187V222H190L191 221V219ZM197 218V219H196ZM210 218H212L213 219V226H215V227H213L212 226V222L209 220ZM128 219H130V218H127V220ZM156 219V218H155ZM162 219V218H161ZM190 219V220H189ZM99 220V219H98ZM113 220V219H112ZM123 220V219H122ZM122 220L120 221V223L122 222ZM187 220H189V221H187ZM206 220H208V221H210L211 223L209 224L208 223V221H206ZM227 220V219H226ZM130 221V220H129ZM126 222V223H130V222ZM142 221V220H141ZM161 221H164V222H166V224L164 223V225H162V224H160V223H162ZM185 221H187V222H185ZM199 221H201L200 223H199ZM203 221V222H202ZM206 221V223H208L207 224V226H204V225H206V223L204 224V222ZM100 222V221H99ZM98 222V223H99ZM113 222H115L114 220L111 222V223H113ZM134 222V221H133ZM135 222H136V220H135ZM148 222V221H147ZM182 222H184V223H182ZM108 223V222H107ZM111 223L110 224H108V229L110 228V226H111ZM119 223V221H118V226H120V225H122V224H120ZM97 224V223H96ZM200 225V224H203V225H201V226H197V225ZM107 225V224H106ZM115 225H116V227H115ZM131 225V226H130ZM193 225H195V223L193 224ZM225 225V224H224ZM112 226H114L113 228H115L116 230L117 229H119L118 227H117V223H115V224H112ZM134 226H135V223H134ZM133 226V227H134ZM158 228H157V227ZM209 226H212L211 228L209 227ZM107 227V226H106ZM161 227V228H160ZM165 227V228H164ZM167 227V228H166ZM190 227H191V229H192V231H191V229H190ZM210 229H209V228ZM221 227V226H220ZM215 228V229H214ZM105 229H107V228H105ZM169 229H172V231H169ZM208 229V230H207ZM221 229V228H220ZM220 229H218L219 231H220ZM134 231V232H133ZM141 231L142 232V234H140V235H138V236H136L139 232ZM177 231V232H176ZM183 232H184V230H182ZM98 232V231H97ZM196 232V233H197ZM215 232H217V231H215ZM215 232H213V233H215ZM136 233V235H134ZM184 233V234H185ZM202 233V232H201ZM201 233H199V235L201 234ZM210 233V234H211ZM102 234V233H101ZM185 234V235H186ZM198 234V233H197ZM197 234H196V236H193L194 235V233L193 234H191L190 233V236L188 235V236H186V237H190V238H192L193 240H194V237H197V239L199 238V239H201V237L198 235L197 236ZM216 234V233H215ZM63 235H66V232H65V234L63 233ZM98 235H100L99 233H98ZM104 235V234H103ZM145 235V236H144ZM183 235V234H182ZM182 235H180L178 238L176 237L177 235H175L174 234V236H173V238H174V243H175V245L174 244H171V246L173 247V245L174 246H178V245H180L181 243L180 242H182V243H184L185 242V240H186V237H185V239L184 240H182V241H180V242H178L179 240V238H182ZM192 235V236H191ZM202 235V234H201ZM209 235V234H208ZM105 236V235H104ZM105 236V237H106ZM214 236V235H213ZM61 237H64V236H61ZM60 237V238H61ZM67 237V236H66ZM66 237H64V238H66ZM203 237V236H202ZM207 237V236H206ZM68 238V237H67ZM96 238V237H95ZM104 238V237H103ZM190 238H188L189 240H190ZM58 239V238H57ZM102 239V237L99 239V241ZM187 239V241H189ZM196 239V238H195ZM93 240V239H92ZM96 240H98V238H96ZM107 240H105L104 239V242L106 241L107 242ZM55 241V240H54ZM81 241V240H80ZM79 241V242H80ZM103 241V240H102ZM173 241H171V243L173 242ZM177 243H176V242ZM184 241V242H183ZM203 241V240H202ZM82 242V241H81ZM104 242H102V243H100V244H102L103 245V243ZM198 242V241H197ZM204 242V241H203ZM205 242H206V239H205ZM76 243V242H75ZM93 243V242H92ZM264 243V242H263ZM47 244V243H46ZM53 244V243H52ZM62 245H63V243H61ZM65 244V243H64ZM80 244V243H79ZM78 244V245H79ZM82 244V243H81ZM80 244V245H81ZM88 244V243H87ZM94 244H99V243H94ZM118 244H120V246H118ZM185 244V243H184ZM207 244V243H206ZM150 245V244H149ZM153 245V244H152ZM151 245V246H152ZM159 245H157L156 247H154V248H157ZM182 246H183V244H181ZM40 246V245H39ZM77 246V245H76ZM81 246H83V245H81ZM96 246V245H95ZM98 246V245H97ZM109 246V247H108ZM147 246V245H146ZM169 246V245H168ZM171 246H169L168 248L170 249L171 248ZM45 247V246H44ZM46 247H48V246H46ZM54 247V246H53ZM101 247V246H100ZM111 247V248H110ZM185 247V246H184ZM183 247V248H184ZM72 248V247H71ZM74 248V247H73ZM77 248H78V246H77ZM99 248V247H98ZM102 248H103V246H102ZM109 248L111 249L110 251H109ZM146 248V247H145ZM161 248V247H160ZM180 248V247H179ZM204 248V247H203ZM57 249V248H56ZM65 249V248H64ZM96 249V248H95ZM106 249H103V250H106ZM140 249V250H139ZM158 249V248H157ZM156 249V250H157ZM167 249V247L165 248V250ZM172 249V248H171ZM173 249H175V248H173ZM70 250V249H69ZM82 250V249H81ZM100 250H102V249H100ZM122 250H124L123 251V254H122ZM187 250V249H186ZM204 250V249H203ZM37 251V250H36ZM58 251V250H57ZM76 251V250H75ZM74 251V252H75ZM146 251V250H145ZM163 251V250H162ZM169 251V250H168ZM32 252V251H31ZM110 252V253H109ZM112 252V254L111 255H113L114 253ZM150 252H151V250H150ZM149 252V253H150ZM158 252L160 253V251L158 250ZM167 252V251H166ZM60 253H62V252H60ZM88 253V252H87ZM101 253V252H100ZM102 253H104V251H102ZM164 253H165V251H164ZM176 253H177V251H176ZM175 253V254H176ZM42 254H44V253H42ZM66 254V253H65ZM41 255V254H40ZM48 255V254H47ZM56 255V254H55ZM60 255V254H59ZM90 255V254H89ZM115 256V255H113V256H115V257H113V258H115V259H117L116 261H118V259H120V256ZM165 256H166V254H164ZM163 254H162V256H164ZM34 256V255H33ZM54 256V255H53ZM86 256V255H85ZM138 256H140V254L138 255ZM142 256V255H141ZM149 256V255H148ZM152 256V255H151ZM162 256H160L158 259L156 258V257H158V256H156L155 258L157 259V260H160L161 261V259L162 260H164V257H162ZM169 256V255H168ZM56 257V256H55ZM73 257V256H72ZM94 257V256H93ZM101 257H103V256H101ZM174 257V256H173ZM44 258V257H43ZM48 258V257H47ZM47 258H45V259H47ZM52 258H54V257H52ZM65 258V257H64ZM64 258H63V260H64ZM88 258H89V256H88ZM122 258V257H121ZM141 258V257H140ZM146 258V257H145ZM144 257H142V260H146ZM175 258V257H174ZM174 258H172V259H174ZM181 258V257H180ZM192 258V257H191ZM28 259V258H27ZM30 259V258H29ZM77 259H78V256H77ZM85 259V258H84ZM89 259H91V258H89ZM93 259V258H92ZM104 259V258H103ZM109 259V258H108ZM138 259V258H137ZM136 259V260H137ZM147 259H149V258H147ZM165 259H167V257H165ZM170 259V258H169ZM172 259L170 260L171 262H172ZM194 259H195V257H194ZM31 260V259H30ZM60 260H62V259H60ZM83 260V259H82ZM96 260V259H95ZM155 260V259H154ZM188 260V259H187ZM2 261V260H1ZM23 261H25V260H23ZM46 260H44V262H45ZM48 261V260H47ZM54 261V260H53ZM53 261H52V264H53ZM88 261H90V260H88ZM92 261V260H91ZM112 261H114V259H112ZM139 261V260H138ZM167 261V260H166ZM169 261V260H168ZM3 262V261H2ZM27 262V261H26ZM41 263V264H45V263ZM49 262L50 261H48V264H49ZM54 262H57V261H54ZM115 262V261H114ZM132 262V261H131ZM147 262V261H146ZM151 262V261H150ZM157 262V261H156ZM164 262H165V260H164ZM175 262H177V261H175ZM184 262H187V261H184ZM20 263V262H19ZM28 263V262H27ZM59 263V262H58ZM71 263V262H70ZM87 263V262H86ZM92 263V262H91ZM105 263V262H104ZM166 263V262H165ZM21 264V263H20ZM50 264H51V262H50ZM57 264V263H56ZM62 264V263H61ZM143 264H144V262H143ZM164 264V263H163ZM185 264V263H184Z\"/></svg>","mask_w":264,"mask_h":264}]
</instances>
